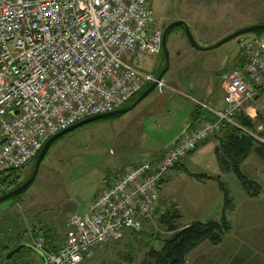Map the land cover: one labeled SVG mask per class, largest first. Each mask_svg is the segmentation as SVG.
Instances as JSON below:
<instances>
[{"label":"rangeland","instance_id":"374dc122","mask_svg":"<svg viewBox=\"0 0 264 264\" xmlns=\"http://www.w3.org/2000/svg\"><path fill=\"white\" fill-rule=\"evenodd\" d=\"M230 4L242 9L234 14L226 8ZM151 19V26L160 31L173 22L183 21L195 42L209 47L239 29L264 24V0H151ZM173 32L166 42L167 68L163 51L155 58L132 59L138 67L156 76L165 71L162 79L167 88L162 93L154 90L120 117L101 119L62 136L44 157L30 188L0 203V264L38 263L37 254L26 248L9 259L4 257L20 242H34L32 225L38 226L35 235L43 238L44 245L50 236L46 250L57 251L65 239L66 220L87 214L99 192L134 156L157 154L166 148L183 130L184 120L195 105L193 99L206 102L197 90L217 78L218 67H237L242 61V48L237 41L251 37L250 33L213 50H196L182 28L176 26ZM244 112L261 130L264 94L259 93ZM217 146L215 139L209 141L200 156L193 155L195 162L186 165L189 173L213 179L196 180L178 170L167 174L152 220L142 230L127 233L122 241L107 246L86 264H148L149 250H159L160 239L170 236L161 222L164 216L173 218L170 222L176 228L191 222L220 221L224 195L218 182L224 185L232 202V212L225 214L230 235L218 247L202 243L189 255L187 264H206V258H217L219 264H226L229 257L241 258L242 264H264V162L252 154L240 168L246 179L260 186L259 196L250 198L234 173L220 171L212 150ZM142 158L147 161L146 156ZM34 163L18 172L16 178L0 181V197L26 182Z\"/></svg>","mask_w":264,"mask_h":264},{"label":"built area","instance_id":"2783aa9c","mask_svg":"<svg viewBox=\"0 0 264 264\" xmlns=\"http://www.w3.org/2000/svg\"><path fill=\"white\" fill-rule=\"evenodd\" d=\"M151 0H0V175L20 172L48 139L87 118L126 106L163 79L132 59L155 58L162 31L151 26ZM241 68L223 70L221 109L198 106L214 121L187 126L156 162L125 167L97 195L90 211L65 222V239L45 264H86L153 218L165 176L201 144L238 127L236 116L264 94V33L243 43Z\"/></svg>","mask_w":264,"mask_h":264},{"label":"trees","instance_id":"16d2710c","mask_svg":"<svg viewBox=\"0 0 264 264\" xmlns=\"http://www.w3.org/2000/svg\"><path fill=\"white\" fill-rule=\"evenodd\" d=\"M178 27L180 29L182 28V26ZM173 29L174 27L171 28V30L168 32L167 38L172 33H174ZM262 33H264V30L256 31L252 34L260 35ZM243 63L244 60L242 59V61L238 64V67L241 68L243 66ZM147 88L148 87L144 88L134 99H132L126 105V107L130 106ZM118 117H120V115L111 118L114 119ZM235 119L238 123V127L223 124L221 131L216 135L218 146L214 149V155L220 171L223 173H234V175L242 184L248 197L257 198L261 192L260 186L255 182L246 179L241 174L240 168L252 154H256L264 162V126L261 130H259L255 121L243 114H238ZM204 121H214L213 115L200 106L195 105L191 118V124H199L200 122ZM61 139L62 137L53 142L49 150ZM35 159L33 162H35ZM184 172H187L186 169ZM17 173L18 172L15 171L4 172L0 175V181L4 183L10 179L16 178ZM187 173L196 180L213 179L204 174L196 175L189 172ZM218 183L219 189L223 192L224 195V206L222 209L221 220L208 221L204 223L191 222L183 228H176L170 222L173 218L169 219L164 216V218L161 219V222L167 226L170 236L162 240L160 239L162 246L159 250H156L155 248H151L149 250L147 255L148 264H185L187 256L202 243L209 242L213 246H217L222 243L223 238L231 231L230 224L226 220L225 214L232 212L233 208L232 202L229 198V194L226 191L224 185L221 182ZM20 185H17V187H19ZM30 186L20 194H24L30 188ZM31 231L34 237H39V235H35L36 233H38L37 230H33V228H31ZM47 242H51L50 236L45 240V245L49 246ZM20 244H17L14 248H16ZM3 250L5 251L6 248L4 247ZM47 251H50V248H47ZM8 253H6V255Z\"/></svg>","mask_w":264,"mask_h":264},{"label":"water","instance_id":"95a60500","mask_svg":"<svg viewBox=\"0 0 264 264\" xmlns=\"http://www.w3.org/2000/svg\"><path fill=\"white\" fill-rule=\"evenodd\" d=\"M176 26H182L184 29V33L186 35L187 40L189 41L190 45L196 49V50H213L218 48L219 46H221L222 44L231 41V40H235L238 37H241L243 35L246 34H250V33H254L256 31H260V30H264V24H258V25H253V26H249V27H245L242 29H239L237 31H235L234 33L228 35L227 37L223 38L222 40H220L219 42H217L216 44L209 46V47H200L195 40L193 39L190 30L188 28V26L186 25L185 22L183 21H176L171 23L170 25H168L163 34H162V49L164 51V59H165V63H166V68L168 67V51L166 49V42H167V35L168 32L171 28L176 27ZM237 44H241V40L237 41ZM165 71L161 72L158 76H157V80H160L163 75H164ZM155 88V84H152L151 86H149L129 107L120 109V110H116L113 111L111 113H107V114H103V115H99V116H95V117H91V118H87L81 122H78L70 127H68L67 129L59 132L58 134L54 135L53 137H51L50 139H48L46 141V143L43 145L42 149L40 150L35 163H34V168H33V172L31 174V176L28 178V180L26 182H24L23 184H21L19 187H17L16 189L12 190L11 192L3 195L0 197V203L15 196L20 194L21 192H23L25 189H27L35 180L39 167L46 155V153L48 152L51 144L53 142H55L57 139H59L60 137L64 136L65 134L72 132L86 124L101 120V119H106V118H111L114 116H118V115H122L125 114L129 111H131L132 109H134L142 100H144L149 94H151L154 91ZM183 133V132H182ZM181 133V134H182ZM181 134L178 135L175 140L169 145H173L176 141H178V139L181 137ZM168 147V146H167ZM32 228L34 229L35 226L33 225ZM26 248L29 249L33 252H35L36 254H38L41 258L44 259L43 255L41 252H39L38 250H36L33 246L28 245V244H20L18 245L13 251L9 252L6 256L5 259H9L11 258L14 254H16L17 252H19L21 249Z\"/></svg>","mask_w":264,"mask_h":264},{"label":"crops","instance_id":"0c3cea01","mask_svg":"<svg viewBox=\"0 0 264 264\" xmlns=\"http://www.w3.org/2000/svg\"><path fill=\"white\" fill-rule=\"evenodd\" d=\"M228 7H226V8H228V9H230L231 10V12L232 13H234V14H238V12H239V9H242V7H240L239 8V6L237 5L236 7L234 6V4H230V5H227ZM221 68H222V66H220V67H218V69H217V72H218V74H219V72H220V70H221ZM219 77V75L217 76V78H215V80H211L210 81V83H207V84H205V87L203 88V89H199V90H197L196 88H195V90H197V92H199V94L200 95H202L203 97H204V99L206 100V102L205 103H202V102H200V103H202V104H204L205 106H207L208 108H213V109H221L222 108V106H223V93H222V90H221V88H220V85H219V81H218V78ZM172 88V87H171ZM192 98V97H191ZM186 99H188V100H190L191 101V99H189V97L188 98H186ZM193 99V98H192ZM194 101H197V102H199L198 100H196V99H193ZM177 104H175V106H176ZM194 107H195V105L193 106V108L190 110V112H189V114H188V116L186 117V119L184 120V121H186L185 122V124L182 126V128H181V130L186 126V125H188V124H191V118H192V114H193V109H194ZM205 110V109H204ZM193 124V123H192ZM213 139V140H212ZM214 139H215V141H217V138H216V136H214V137H212V138H210V139H208L206 142H204L201 146H199L198 148H197V150L193 153V154H191L182 164H181V167L179 168V169H175L174 171H176V170H178V171H185V169H186V165L187 164H191V163H194L195 162V159L196 158H192L193 157V155L194 154H198L199 156H200V152H202V151H204V149H205V147H206V144L210 141V142H212V141H214ZM175 140V138H173L171 141H170V143L167 145V146H169L173 141ZM218 142V141H217ZM165 149V147H163V149H161L157 154H145V155H143V156H146L147 157V161H144L145 160V158H142L143 156L141 155L140 157H137V155L136 156H134L135 157V159H133L132 161H130L129 163H127V165H126V167H129V166H134V165H138V164H141L142 162H156L159 158H160V156H161V154H162V152H163V150ZM214 147L212 148V150L214 151ZM125 167V166H124ZM124 169V168H123ZM186 171L187 172H189L187 169H186ZM165 180V179H164ZM93 203H94V201H93ZM92 206H93V204H92ZM91 209V208H90ZM33 226V225H32ZM38 226H36L35 225V228H34V230H37L38 228H37ZM230 235V233L229 234H227L226 236H229ZM228 238V237H227ZM222 244V243H221ZM220 244V245H221ZM220 245H217L216 247H218V246H220ZM199 247V246H198ZM197 247V248H198ZM196 248V249H197ZM59 249V248H58ZM57 249V250H58ZM195 249V250H196ZM194 251V250H193ZM192 251V252H193ZM191 252V253H192ZM191 253L189 254V255H191ZM189 255L187 256V258L189 257ZM187 258H186V263L185 264H187ZM189 259V258H188ZM37 261H38V263L37 264H45V260H43V258H41L38 254H37ZM241 261H242V259L240 258L239 260H236L234 257H232L231 259H230V257H229V260H228V262L226 263V264H242L241 263ZM205 262H206V264H210V262H212L213 264H219V262H220V260L218 261V259L217 258H214V259H208V258H206V260H205Z\"/></svg>","mask_w":264,"mask_h":264},{"label":"flooded vegetation","instance_id":"af4514ba","mask_svg":"<svg viewBox=\"0 0 264 264\" xmlns=\"http://www.w3.org/2000/svg\"><path fill=\"white\" fill-rule=\"evenodd\" d=\"M165 28H166V27H165ZM165 28H164V29H165ZM164 29H163L162 33L164 32ZM163 56H164V51H163ZM164 61H165V59H164Z\"/></svg>","mask_w":264,"mask_h":264}]
</instances>
